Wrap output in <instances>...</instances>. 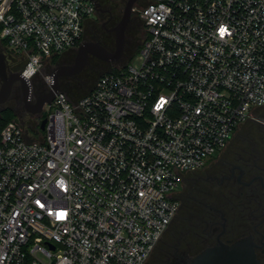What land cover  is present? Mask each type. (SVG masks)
<instances>
[{
    "label": "built area",
    "instance_id": "built-area-1",
    "mask_svg": "<svg viewBox=\"0 0 264 264\" xmlns=\"http://www.w3.org/2000/svg\"><path fill=\"white\" fill-rule=\"evenodd\" d=\"M95 13L96 0H0V52L31 82ZM139 18L136 54L79 100L58 92L43 138L0 127V264H147L183 180L264 107V0H149Z\"/></svg>",
    "mask_w": 264,
    "mask_h": 264
},
{
    "label": "flooded vegetation",
    "instance_id": "flooded-vegetation-1",
    "mask_svg": "<svg viewBox=\"0 0 264 264\" xmlns=\"http://www.w3.org/2000/svg\"><path fill=\"white\" fill-rule=\"evenodd\" d=\"M148 2L149 0H137L134 12L143 9ZM133 13L126 29L125 49L120 61L108 63L90 57L89 64L77 75L89 71L86 74L88 86L94 85L99 75L108 67L123 63L126 57L138 50L146 38L145 24L139 16L133 19ZM121 18L122 16L118 18L115 15L107 0H96L95 19L86 24L80 46L98 43L107 51L114 52L113 29ZM78 48L68 51L52 67H57L63 60L69 65L74 64ZM21 70L22 67L7 69L9 75L21 73ZM15 85L18 86L23 109L27 113L22 85L16 82L13 88ZM84 87H78L74 94H81ZM48 92H33L32 89L31 102L35 103ZM261 112V120L253 121L258 124L259 136L257 140L250 141L252 143L248 150H224L201 171L187 175L183 180L178 193L179 232L172 247L173 252L167 253L168 259L163 261L164 264H204L203 256L208 250L233 247L239 243L243 244L242 255L250 251L256 264H264V107ZM22 123L26 129H30L35 121ZM171 227L172 224L169 228Z\"/></svg>",
    "mask_w": 264,
    "mask_h": 264
},
{
    "label": "water",
    "instance_id": "water-1",
    "mask_svg": "<svg viewBox=\"0 0 264 264\" xmlns=\"http://www.w3.org/2000/svg\"><path fill=\"white\" fill-rule=\"evenodd\" d=\"M137 0H128L119 24L113 29L115 33V51L109 52L98 43L82 44L76 53L75 62L72 65L60 66L51 74L50 90L42 95L35 103L31 102V82L24 78L21 73L8 74L7 57L0 52V79L2 81L0 89V105L4 104L10 96L13 85L20 82L24 95V107L28 114L40 116L46 104H51L58 92L61 91L60 80L63 78H73L79 75L89 64V58L95 57L108 63H117L123 56L125 49L126 29L134 12V4ZM46 121L43 120L40 129L44 130ZM243 244L239 243L233 247H222L208 250L203 256L204 264H256L252 252L247 251L242 255ZM243 256L239 258V256Z\"/></svg>",
    "mask_w": 264,
    "mask_h": 264
},
{
    "label": "rangeland",
    "instance_id": "rangeland-1",
    "mask_svg": "<svg viewBox=\"0 0 264 264\" xmlns=\"http://www.w3.org/2000/svg\"><path fill=\"white\" fill-rule=\"evenodd\" d=\"M109 3V6H111V8L113 9V12H115V15L119 18L123 15L125 6H126V2L127 0H121V1H114V0H107ZM142 9H139L138 11L133 13V19L136 18L137 16H139V12ZM92 20L95 19V16L91 17ZM100 40H103L102 38H99ZM105 41V40H104ZM7 65L8 68L12 69V70H16L19 68H21V64L17 63V61L15 59H13L12 57H9V55L7 56ZM67 58V56H66ZM66 60V59H65ZM19 64V65H17ZM69 65L68 63H66V61H62L59 63V65L57 67H50L49 65L46 67V69L41 72L36 78L35 80H31V86L33 89V92L36 91H42V92H48L50 90V83L48 81V78L51 77V74L53 73V71L60 67V66H66ZM112 66L108 67V69L105 71L107 72L109 69H111ZM89 71H87L86 73L84 72L83 74H81L80 76H76L73 78H63L60 80V86H61V90L67 92V94L69 95H73L75 93V91L77 90L78 87L80 86H85L84 89H86L88 87L87 82V75ZM102 74H104V72H102ZM101 74V75H102ZM1 80H0V86H1ZM70 97V96H69ZM5 111H11L13 114V119L11 121H15V122H26V123H33L35 121V123L38 121L39 116H33L34 118H30V114L28 115V113H25L24 109H23V104L21 102L20 99V92L18 90V86L15 85L13 88V91L9 97V99L2 105H0V116L2 115V113H4ZM262 108L256 110L255 112V120H251L249 122H247L246 124H243L242 126L238 127L235 132L233 133L232 136V140L230 142V144L228 145V147L225 149L226 151H242L243 149L248 150L250 148V141H254L257 140L258 138V134H259V128H258V124L256 122L253 121H260L261 120V115L263 114L262 112ZM10 121V122H11ZM34 125L30 128L31 129V133L32 136L36 137L37 139L43 138L44 137V131L35 128L36 125ZM220 153L216 154L214 157H212L208 163L210 161L215 160ZM207 163V164H208ZM206 164V165H207ZM201 171V170H199ZM197 171V172H199ZM195 172V173H197ZM192 175V174H189ZM191 186V185H190ZM189 186V187H190ZM180 189H178V191L176 193H179ZM179 195H177V198H179ZM179 219L178 218V214L176 216V218L174 219V221L172 222V227L169 228V230L165 233V235L163 236L162 240L159 242V244L157 245L156 249L154 250L151 258L149 259L147 264H164L163 261H166L167 258V253H172L173 249L172 247L175 244V240H176V236H178V230H179Z\"/></svg>",
    "mask_w": 264,
    "mask_h": 264
},
{
    "label": "trees",
    "instance_id": "trees-1",
    "mask_svg": "<svg viewBox=\"0 0 264 264\" xmlns=\"http://www.w3.org/2000/svg\"><path fill=\"white\" fill-rule=\"evenodd\" d=\"M114 1L118 2V1H121V0H114ZM0 44H1L0 47H4V46H5V43H4L3 41H1ZM140 47H141V45L139 46V48H140ZM139 48H138V50H139ZM1 50H2V49H1ZM138 50H137V51H138ZM137 51H136V52H137ZM136 52L133 53V54H131L130 56L126 57L125 60L123 61V63H124V64L128 63V62L130 61V59L136 54ZM9 57H11V56L9 55ZM59 58H60V57H54V58H52V60L50 61V66L52 67V66H54L55 64H57V60H58ZM110 70H111V69H109L107 72H104V74L108 73ZM104 74H102V75H104ZM102 75H99V77L97 78V80H98ZM95 83H96V82H95ZM94 85H95V84H94ZM94 85L88 86L86 89L83 88V92H82L81 94H79V95H75V94H73V95H74V96H73V95H69V94H67V92H65V91H63V92H65L68 96H70V98H71L72 100H79V99L83 98L84 96H86L87 94H89V92L92 90V88L94 87ZM12 119H13V114H12V112H11V111H5V112L2 113V115L0 116V127L4 126V125L7 124L8 122H10ZM38 124H39V119H38V121L35 123V125H36L35 128H38Z\"/></svg>",
    "mask_w": 264,
    "mask_h": 264
},
{
    "label": "snow or ice",
    "instance_id": "snow-or-ice-1",
    "mask_svg": "<svg viewBox=\"0 0 264 264\" xmlns=\"http://www.w3.org/2000/svg\"><path fill=\"white\" fill-rule=\"evenodd\" d=\"M225 31H226V29H222V30H221V34L223 35V33H224ZM63 215H66V214H62V216H63Z\"/></svg>",
    "mask_w": 264,
    "mask_h": 264
}]
</instances>
